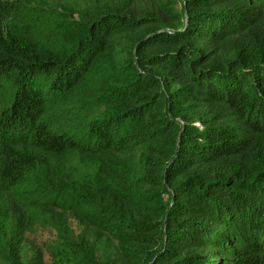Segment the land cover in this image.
Listing matches in <instances>:
<instances>
[{
    "label": "trees",
    "instance_id": "trees-1",
    "mask_svg": "<svg viewBox=\"0 0 264 264\" xmlns=\"http://www.w3.org/2000/svg\"><path fill=\"white\" fill-rule=\"evenodd\" d=\"M136 1L0 0V264H264V0Z\"/></svg>",
    "mask_w": 264,
    "mask_h": 264
},
{
    "label": "rangeland",
    "instance_id": "rangeland-1",
    "mask_svg": "<svg viewBox=\"0 0 264 264\" xmlns=\"http://www.w3.org/2000/svg\"><path fill=\"white\" fill-rule=\"evenodd\" d=\"M62 1H80L84 0H59ZM163 1V0H162ZM174 1V0H169ZM150 0H139L136 1L130 11L140 13L144 11L149 5ZM158 6V4H157ZM180 7V5H177ZM160 9V6H158ZM166 5L161 6V10L165 12ZM68 226L72 231L70 239L75 245L79 247L81 251L91 252L95 262L105 263L108 259H112L111 251L105 245H102L95 241L89 230L79 222L75 217L70 216L68 220ZM63 238L58 232L51 227L42 226L37 229L34 233L26 235L23 245V257L25 261L32 262L38 257H41L44 264H54L55 256L53 253V245L62 241Z\"/></svg>",
    "mask_w": 264,
    "mask_h": 264
}]
</instances>
